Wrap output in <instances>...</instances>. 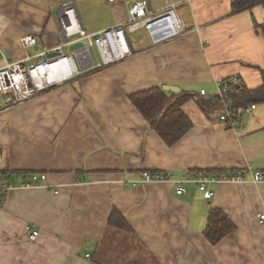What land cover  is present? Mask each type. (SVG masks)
I'll return each instance as SVG.
<instances>
[{"label": "crops", "instance_id": "1", "mask_svg": "<svg viewBox=\"0 0 264 264\" xmlns=\"http://www.w3.org/2000/svg\"><path fill=\"white\" fill-rule=\"evenodd\" d=\"M69 1L84 26L78 0H0L9 21L0 46L19 58L26 52L20 38L31 33L37 53L53 48L61 6ZM148 1L154 9L177 2L183 34L158 45L148 40L130 57L55 87L58 92L0 110L2 169L46 175L42 185L30 187L22 185L28 176H7L12 187L0 205V264H264V180L253 182L248 174L237 183L210 184L213 196L205 200L194 183L182 184L185 193L177 194V185L144 183L141 176L158 171L178 179L193 170L264 175V105L243 114L233 130L189 100L182 109L192 127L168 146L128 99L164 84L211 95L228 76L259 85L264 37L254 24L264 22V4L232 12V0ZM107 2L113 23L92 33L127 16L128 2ZM211 206L236 227L216 244L203 235ZM113 208L130 229L108 226Z\"/></svg>", "mask_w": 264, "mask_h": 264}, {"label": "built area", "instance_id": "2", "mask_svg": "<svg viewBox=\"0 0 264 264\" xmlns=\"http://www.w3.org/2000/svg\"><path fill=\"white\" fill-rule=\"evenodd\" d=\"M113 2L115 0H108ZM128 2L127 16L122 22L106 27L94 33H88L80 22L75 4L72 1L61 6L58 15L59 42L51 49L39 52L34 56L26 53L19 58L7 56L0 47V110L19 105L35 98L40 93L55 87L63 86L69 80L85 71L102 69L120 62L133 53L132 42L129 35L143 29L149 42L153 45L169 42L179 37L186 30L183 19L177 12V2L165 5L163 8L154 9L148 0H120ZM81 42L82 46L70 50L71 44ZM37 40L31 33H26L20 38L22 49L35 47ZM92 50L95 52L94 59ZM50 52L57 54L47 57ZM36 59L31 64L28 60ZM228 83L235 87H241V82L232 76ZM227 84L218 81L216 92L209 95L222 99V108L218 121L237 130L241 127L243 114L251 113L255 104L247 105L236 110L230 104V98L223 93ZM201 95L206 92L200 90ZM3 166L0 161V170ZM251 175V181L260 182L264 175L260 170L247 171H219L207 173L203 171H189L185 177L176 179L169 173L158 171H143L142 182H171L177 185L176 193L183 194L185 189L182 184L194 183L205 200L213 196L210 184L221 182L237 183L247 179ZM46 179L45 174H30L24 187L40 186ZM7 180L0 182V197L7 195L11 189ZM4 202L2 201L0 205ZM260 222L264 221V214L259 215ZM38 235V230L31 232V238ZM89 257V254H86Z\"/></svg>", "mask_w": 264, "mask_h": 264}, {"label": "trees", "instance_id": "3", "mask_svg": "<svg viewBox=\"0 0 264 264\" xmlns=\"http://www.w3.org/2000/svg\"><path fill=\"white\" fill-rule=\"evenodd\" d=\"M263 3L264 0H232L231 11L237 12L248 9L256 3ZM254 28L264 37V22L254 24ZM232 76L223 78L222 82L226 83V91L223 93L229 96L230 104L236 110L247 105L259 104L264 105V70H261V83L255 87H248L240 76L236 78L241 82V87H235L228 83ZM213 94V93H212ZM128 99L141 116L149 123L150 129L156 132L162 141L168 146L176 143L184 134L191 129L192 122L183 111V105L189 100L194 101L195 105L210 120L215 117L219 118L222 108V99L218 96L213 98L209 95H201L200 91L181 90L179 94L163 90L162 85H154L149 88L134 91L128 95ZM228 128V126H226ZM196 171V170H193ZM213 172L216 171H204ZM236 171V170H234ZM9 173L28 176L30 174H40L35 171H14L0 170V182L7 180ZM8 181V180H7ZM6 196L0 197V203L5 201ZM108 226L119 230H128V225L124 216L112 209L108 217ZM235 224L220 208L211 206L207 215V223L203 231L204 237L211 243H218L223 237L229 235L235 230Z\"/></svg>", "mask_w": 264, "mask_h": 264}, {"label": "rangeland", "instance_id": "4", "mask_svg": "<svg viewBox=\"0 0 264 264\" xmlns=\"http://www.w3.org/2000/svg\"><path fill=\"white\" fill-rule=\"evenodd\" d=\"M81 1L82 0H80V1L78 0V6L80 7L81 17L83 19L85 30L88 33H92L91 29H98V28H101V27L107 25L108 23H110V24L113 23L114 19L112 20V18L114 15L111 13L110 5L108 4L107 0H99L98 4H96L97 0L93 1V2H92V0H84L83 3ZM51 20H52V26H54L55 25L54 12H52ZM7 24H9V21L6 17V13L3 11L2 7H0V38H2V37L4 39L6 38V34L4 35L3 31L7 27ZM113 25H111V26H113ZM129 38L132 42V48H139L140 46L143 47L146 45V42L148 43L147 34L143 29H140V30L130 34ZM0 47L2 48L3 52L8 56L7 50L2 46H0ZM39 47L42 48L41 44L39 45ZM38 51H40V49L35 50L34 48L31 47V48H27L25 53L33 56ZM92 53H93L94 59L96 60L94 50H92ZM197 87H198V85L195 86L194 88L197 89ZM51 90L58 92L57 88H52ZM216 90L217 89L214 87L215 92H216ZM13 107L14 106H11L8 109H12ZM3 115H4V113H3Z\"/></svg>", "mask_w": 264, "mask_h": 264}, {"label": "water", "instance_id": "5", "mask_svg": "<svg viewBox=\"0 0 264 264\" xmlns=\"http://www.w3.org/2000/svg\"><path fill=\"white\" fill-rule=\"evenodd\" d=\"M79 19H80V17H79ZM80 22L82 23L81 20H80ZM81 46H82V43L81 42H77V43L71 44L69 46V49L73 50V49H76V48L81 47ZM56 54H57L56 52H50V53L47 54V57H52V56H55ZM34 61H36L35 58H33L32 60H28L27 63L31 64ZM162 88H163V90L168 91V92H173L174 94H179L181 92V89L178 86H176V85L164 84V85H162Z\"/></svg>", "mask_w": 264, "mask_h": 264}]
</instances>
